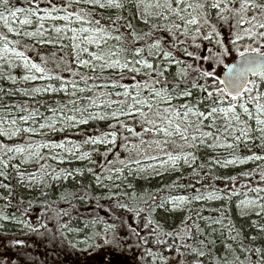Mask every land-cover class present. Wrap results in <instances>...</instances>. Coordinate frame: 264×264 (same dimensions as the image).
<instances>
[{
  "label": "snow or ice",
  "instance_id": "obj_1",
  "mask_svg": "<svg viewBox=\"0 0 264 264\" xmlns=\"http://www.w3.org/2000/svg\"><path fill=\"white\" fill-rule=\"evenodd\" d=\"M25 4L0 0L7 31L31 41L18 51L21 40L0 34V60L8 65L7 71L0 67V81L41 83L7 91L0 87V137L74 131L83 139L0 143V177L11 180V167L21 185L27 175L26 187L40 186L42 198L34 223L23 218L33 210L32 200L27 207L19 202V215L0 210V221H14L27 234H47L52 240L59 235L73 249L81 242L68 240L69 233L91 229L83 241L87 244L100 236L97 225H103L105 237L127 227L129 238L139 241L135 247L142 249L136 264H264V0ZM13 21L21 27H12ZM48 46L52 50H41ZM26 51L36 52L39 62ZM233 52L239 62L226 64ZM220 65L228 68L224 79L217 73ZM17 68L23 75L12 74ZM16 94L30 100L3 104L5 96ZM101 122L106 129L81 132ZM174 137L182 143L177 145ZM41 149L61 164L75 160L83 166L39 164L46 159ZM15 155L21 163L35 159L38 170L19 171L20 165L11 163ZM225 169L237 171L228 175ZM166 173L176 175L164 186L167 195H160V188L138 192L128 182L132 176ZM0 188L12 195L9 184ZM10 206L9 201L4 209ZM161 209L182 217L171 231L154 215ZM129 213L150 229L146 236L128 223ZM105 243L110 241L105 238Z\"/></svg>",
  "mask_w": 264,
  "mask_h": 264
},
{
  "label": "rangeland",
  "instance_id": "obj_2",
  "mask_svg": "<svg viewBox=\"0 0 264 264\" xmlns=\"http://www.w3.org/2000/svg\"><path fill=\"white\" fill-rule=\"evenodd\" d=\"M56 2L60 4L61 0H56ZM41 6L43 7L44 5L42 4ZM20 18L22 19L23 17H20ZM58 23H63V22L60 21ZM11 26L14 28L21 27L16 21L11 22ZM73 26L78 27L79 25H73ZM33 27L24 26L25 30H33ZM224 32L225 34L227 33L226 27L224 29ZM0 34L7 35L10 40H15V39L21 40V43L16 46L18 51H25L24 45L26 43H31V41H29L27 38L17 37L15 36L14 33H9L7 31V28L4 26V22L2 20H0ZM206 44L207 42H205V45ZM41 50L47 53L48 51L52 49H51V46H48L47 48H42ZM202 51L204 54H207L203 45H202ZM26 55L33 58L37 62H39L38 57L36 56V52L26 51ZM235 56H237V54L233 52L232 56L226 58L225 63L227 64V62ZM183 58L187 60L190 59L189 57H183ZM13 62L19 63V61H15V60ZM0 67L5 69V71L8 70V65L4 60H0ZM49 67H53V65L49 64ZM223 68H224V65H220L217 67V73L219 76ZM12 74L19 77L23 75V70L19 68L12 69ZM4 82L6 83V85L10 86L11 88L26 87V86L34 87L41 83L40 81L30 82L29 84H24L23 82H19L14 85L12 84L11 81L4 80ZM88 94L90 95V93ZM0 107H2V105H0ZM12 112L16 114V112L14 111ZM0 114H3V113H0ZM219 123L222 124L223 121L221 120ZM22 126H28V125H22ZM98 126H99L98 128H100L101 130L106 129L107 127L102 122ZM94 129H95V126H93L92 128H89V127L82 128L81 132L86 131L90 133L94 131ZM137 130H139L138 126H137ZM205 130H208V129H205ZM29 136H31V140L28 139ZM64 137H68L70 139H74L77 141L83 139L82 135H78L74 131L65 132V133L56 134V135H49V136H39V135H31L29 133H21L19 136L12 137L10 140L6 137H0V143H7L9 146H12L15 144H27L30 142L49 141V140H54L56 142H59ZM174 139L176 140L177 145L182 143V141H180L178 137H174ZM85 150H88V149L86 148ZM169 150H178V149H174L173 146H170ZM41 152L44 154L46 159L40 160L39 164L47 163L51 167L59 168V167H69L68 166L69 164H74L75 162H79V161L73 160L71 162L65 161L63 164H61L58 160H52L50 158L52 153H50L48 149H41ZM149 154H156V153L150 152ZM94 158L97 159L99 162V159H100L99 157H94ZM20 161H21V157L19 155H15V158L11 162L13 164H19L20 165L19 171L24 172L25 174L36 172L39 168V164L36 163L35 159H33L32 161L28 163H21ZM152 176L154 175H148V177H152ZM139 178H144V177L141 176ZM28 183L29 181L27 180V175H26L22 186L26 187ZM26 188L33 189L29 187H26ZM35 189H40V186H37ZM49 227H54L52 222H49ZM140 229L144 230L142 224L138 226L137 231L139 233L141 232L144 235L145 232H142V230ZM5 237L6 235L0 234V264H9L10 260L14 261L15 264H64L63 262L59 260L57 261L56 258L54 257L55 253L53 251L52 243L49 240L51 238L47 234H45L44 236H37L35 234L32 235V234L26 233L25 235L18 236L15 239L8 238V237L5 238ZM16 239L23 240L24 244L14 245L13 241ZM106 239L109 240L110 243L106 244L104 240L100 242L94 250L90 251V254L88 256L90 261L96 264H109V261H111V264H136V262L141 261L137 253V250H136L137 248L135 247V242L133 241V237L129 238L128 236L127 227H124V228L122 227L119 230V232L115 233V235L113 233H111L110 235H107ZM39 246H41V248L47 253L49 259H45V260L36 259V261H34V256H35L34 254ZM62 247L63 246H61L60 248L63 249ZM75 261L78 264H81V261L79 259H76Z\"/></svg>",
  "mask_w": 264,
  "mask_h": 264
},
{
  "label": "trees",
  "instance_id": "obj_3",
  "mask_svg": "<svg viewBox=\"0 0 264 264\" xmlns=\"http://www.w3.org/2000/svg\"><path fill=\"white\" fill-rule=\"evenodd\" d=\"M13 2L16 4V6H19V7L26 6L25 0H18V2H17V0H13ZM191 59L192 58L189 59V62H191ZM125 82H127V81H125ZM97 83H102V81H97ZM0 87L5 89V91H7L9 88H11L10 86L6 85V83L4 81H0ZM26 87H31V86H26ZM90 95H91V93H90ZM59 98H60L59 96H56L54 99H59ZM44 99H48V98L45 97ZM24 100H30V98L29 97H22L19 94H16L14 96H5L4 100H3V104H15V103L22 102ZM174 103H178V102H174ZM33 106H35V104H33ZM12 111L16 112V115H20V113H17L15 108H13ZM41 111H44V109L41 108ZM98 125L99 124L94 123L89 128H92L93 126H95V128L99 127ZM100 126H102V125H100ZM68 166L69 167H81V166H83V162H81V161L75 162L74 164H69ZM252 166L254 167V165H252ZM239 170H249V169L248 168H241ZM222 171L225 174L234 175V174H236L237 170L225 169ZM9 172L12 175V179L11 180H5L3 177H0V183L9 184V187L12 190V195L11 196L8 195L7 189L0 188V210H3L6 214H11L12 212H16V206L19 204L20 201H24V204L22 205V207H27L28 206L27 202L29 200H32L33 201V210L29 213H26L23 218L27 219L29 222L34 223V220L36 221V219L40 215V201L42 199L40 197V189H28V188L22 186L20 183L17 182L18 177H16L15 170L11 169V167H10ZM125 175H126V173H125ZM185 175H187V174H185ZM173 179H176L175 174H167L166 173L163 176H152V177H148L147 179L132 176V177H128V182L133 184L134 188L139 192V191H143V190L154 191L157 188L164 189V186L166 184L171 183V181ZM256 179L258 180V176L256 177ZM252 183H255V181H252ZM218 186L223 187V182L222 181L218 182ZM124 187L125 186L122 185V189ZM58 194L59 193L57 191L56 195H58ZM167 194H168V192L166 189H164V191H162L160 193V195H167ZM172 194L175 195V194H183V193L182 192H180V193L173 192ZM53 198H56V197L53 196ZM9 201L11 202V206L8 209H4V205L6 203H9ZM61 206H65V205H61ZM212 206L217 207L218 205L213 204ZM16 214L19 215V212H16ZM100 214L104 215L106 219L108 218L102 210H101ZM205 214L207 215L208 213L205 212ZM118 215H121L123 217L124 213L120 212V213H118ZM146 215H147V213H142V216H146ZM154 215L162 224H164L165 230H167V231H171L173 227L178 226L179 221L182 218L181 216L171 215L162 209L158 210V212ZM125 218H127L128 223L132 227H135L136 229L138 228V226H140V224L143 225V222L141 221V219L134 217L131 213L127 214V217H125ZM236 219H237V223H241L239 218H236ZM253 219H255V217H253ZM109 222H112V221H109ZM116 223L119 224V221H116ZM0 224L5 225L4 228H0V234L6 235V237H8V238L15 239L18 236H23L27 233V229H24L21 226L16 225L15 222L11 221V220L0 221ZM73 226H79V227L83 228V224L79 223V222H74ZM244 227L248 231L249 235L254 234V232L252 230L247 229V224H244ZM121 228L122 227H119L116 230V232H119V230ZM140 230H142V232H145L144 235L140 232L141 236H146L148 234V232L150 231V229H144V230L140 229ZM91 231H92L91 229H86L83 232L76 233L75 235L70 234V233L68 234V240H72L73 242H76V241L81 242V243L77 244L75 249L70 247V245L68 244V241L63 240V238L60 237L59 235H57V238L55 240L49 239L50 242L52 243L53 251L55 253L54 257L56 258V260L57 261L59 260V261L63 262L64 264H78L75 260L79 259L81 261V264H96V263L90 261L88 256L90 254V251L94 250L100 242L104 241L105 238H107V236L105 237V234L103 231V225H97L96 231L101 233L100 236L94 237V239L88 241L87 244L83 243L86 236L91 235ZM110 234H111V232H109L107 235H110ZM133 241L135 242V244L139 243V241L135 237H133ZM61 246H63L62 247L63 249L60 248ZM148 246L153 247V250H156L154 245L150 244ZM218 246H219V244H218ZM136 250H137V253L139 255V259L142 260V249L137 248ZM34 255H35L34 261H36V259H43V260L49 259L47 253L41 248V246H39L37 248Z\"/></svg>",
  "mask_w": 264,
  "mask_h": 264
},
{
  "label": "water",
  "instance_id": "obj_4",
  "mask_svg": "<svg viewBox=\"0 0 264 264\" xmlns=\"http://www.w3.org/2000/svg\"><path fill=\"white\" fill-rule=\"evenodd\" d=\"M239 59H240V58H239V56L237 55V56L233 57L231 60H229V61L227 62V64H229V65L237 64V63L239 62ZM227 72H228V68L224 67L223 70H222L221 73H220V78H221V79H224V78H225V75H226Z\"/></svg>",
  "mask_w": 264,
  "mask_h": 264
}]
</instances>
